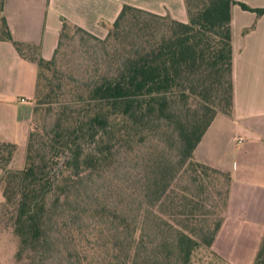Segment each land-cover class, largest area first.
I'll use <instances>...</instances> for the list:
<instances>
[{"label":"trees","instance_id":"1","mask_svg":"<svg viewBox=\"0 0 264 264\" xmlns=\"http://www.w3.org/2000/svg\"><path fill=\"white\" fill-rule=\"evenodd\" d=\"M185 2L188 21L125 3L114 21L102 20L111 25L103 39L63 17L58 45L47 59L38 45L14 39L4 0H0V41H12L24 58L37 63L38 81L46 68L56 64L59 45L70 26L115 47V67L93 81L88 89L90 102L61 106L47 142L41 146L39 133L31 131L24 167L9 168L17 143L0 139V167L6 170L0 183V219L15 207L16 264H36L48 249V217L55 201L68 193L73 182L108 164L116 146L141 141L163 121L176 132L177 170L191 163L195 170L225 172L195 158V149L218 111L199 108L190 115V104L205 107L197 96L220 91L227 107L224 112H231L232 5L238 3L259 14L264 13V6L254 7L242 0ZM178 101L187 111L174 107ZM65 155L58 171L55 167ZM164 167H158L148 179L139 215L129 222V215L117 209L112 213L123 230L128 229V247L125 257L117 254L115 261L105 264H195L201 250L224 260L213 249L223 217L213 221L203 217L200 201L190 194L178 195ZM253 264H264V236Z\"/></svg>","mask_w":264,"mask_h":264},{"label":"crops","instance_id":"2","mask_svg":"<svg viewBox=\"0 0 264 264\" xmlns=\"http://www.w3.org/2000/svg\"><path fill=\"white\" fill-rule=\"evenodd\" d=\"M264 6V0H242ZM130 3L182 21L185 0H4L14 39L39 46L51 58L65 17L99 35ZM231 112L218 111L195 149V158L230 174L223 223L213 249L232 264H253L264 236V13L232 5ZM38 65L10 40L0 41V139L17 143L11 167L27 149L35 107ZM21 163V164H17ZM4 169L0 167V178ZM3 199L0 189V202Z\"/></svg>","mask_w":264,"mask_h":264},{"label":"rangeland","instance_id":"3","mask_svg":"<svg viewBox=\"0 0 264 264\" xmlns=\"http://www.w3.org/2000/svg\"><path fill=\"white\" fill-rule=\"evenodd\" d=\"M105 26L109 32L111 25ZM108 32L105 35L92 33L103 39ZM114 49V45L75 27L67 29L59 45L56 64L46 68L37 82L31 131L39 133V146L47 142V133L52 131L61 106L69 108L79 101L90 102L88 89L93 81L101 73L115 67ZM28 54L33 55L31 51ZM197 97L205 107L190 104V115L199 108L203 109L202 112L209 108L211 111L227 108L220 91L203 98ZM182 104L175 102L174 107L187 111ZM150 132L139 142L116 146L108 164L85 173L69 186L67 195L63 194L60 201H55L48 217V249L36 259V264H105L115 261L117 254L121 259L123 255L125 257L128 229L123 230L124 226L114 219L112 213L117 209L129 215V222L139 215L143 211L141 198L144 188L160 166L166 167L169 172L167 180H171V188L178 195L190 194L200 201L203 217L213 221L224 216L230 182L228 175L225 172L204 171L202 167L195 170L191 163L177 170L178 144L173 126L163 121ZM26 154L27 149L17 158V161L22 160V167L26 165ZM66 157L63 156L55 169L60 171ZM5 173L4 169L3 175ZM14 208L10 207L5 216L1 215L0 264H16L18 240L13 234ZM224 260L201 250L195 264H232ZM25 261L32 263L28 258Z\"/></svg>","mask_w":264,"mask_h":264}]
</instances>
